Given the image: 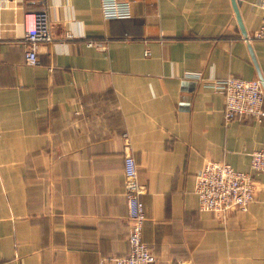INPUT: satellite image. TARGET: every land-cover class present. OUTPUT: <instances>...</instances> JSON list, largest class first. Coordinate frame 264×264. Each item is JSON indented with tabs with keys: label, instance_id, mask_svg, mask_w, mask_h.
<instances>
[{
	"label": "crops",
	"instance_id": "crops-1",
	"mask_svg": "<svg viewBox=\"0 0 264 264\" xmlns=\"http://www.w3.org/2000/svg\"><path fill=\"white\" fill-rule=\"evenodd\" d=\"M117 1L130 16L107 18L102 0H0V264L127 254V152L155 264H264V173L246 211L203 210L196 192L208 161L250 170L264 144V120L227 121L213 85L264 81L261 0H237L252 50L233 0ZM42 10L52 40L31 65L25 16Z\"/></svg>",
	"mask_w": 264,
	"mask_h": 264
},
{
	"label": "built area",
	"instance_id": "built-area-1",
	"mask_svg": "<svg viewBox=\"0 0 264 264\" xmlns=\"http://www.w3.org/2000/svg\"><path fill=\"white\" fill-rule=\"evenodd\" d=\"M264 10V0H261ZM0 2V38L3 30ZM102 8L107 18H122L130 16L129 4L117 0H102ZM26 61L28 64L40 63L39 44L52 40L51 21L47 11L28 13L25 16ZM256 38L264 39V12L260 27L254 32ZM102 47L100 42H91ZM150 52L147 51L146 55ZM188 77L203 79L201 73L188 72ZM215 86L225 94V118L231 121L237 117H253L257 121L264 120V88L261 79H245L229 75L224 79H216ZM123 137L129 143L128 132ZM125 175L128 193L130 234V250L127 254L104 259L101 264H155L156 256L143 239V229L146 220L145 206L142 194L146 186L139 181L138 164L131 152L125 155ZM264 173V144L251 152V169L240 170L225 161H208L201 169L196 183V192L200 207L210 210L220 216L229 211L248 210L256 198V174Z\"/></svg>",
	"mask_w": 264,
	"mask_h": 264
},
{
	"label": "water",
	"instance_id": "water-1",
	"mask_svg": "<svg viewBox=\"0 0 264 264\" xmlns=\"http://www.w3.org/2000/svg\"><path fill=\"white\" fill-rule=\"evenodd\" d=\"M233 6H234V9H235V13H236V16H237V19H238V22H239V25H240V28H241V31H242V34L244 35L245 39H247V42L249 44V47L251 48L252 50V46L250 44V38H249V34L245 28V25L243 23V20H242V16H241V13H240V10H239V5H238V2L237 0H233ZM252 55H253V59L254 61L256 62L257 64V61H256V58L254 56V53L252 52ZM260 79L262 80V84H263V88H264V81H263V77L260 75Z\"/></svg>",
	"mask_w": 264,
	"mask_h": 264
}]
</instances>
